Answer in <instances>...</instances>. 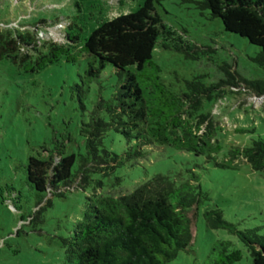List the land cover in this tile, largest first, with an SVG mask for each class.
I'll return each mask as SVG.
<instances>
[{
	"label": "trees",
	"instance_id": "16d2710c",
	"mask_svg": "<svg viewBox=\"0 0 264 264\" xmlns=\"http://www.w3.org/2000/svg\"><path fill=\"white\" fill-rule=\"evenodd\" d=\"M195 5L200 12L207 11L211 18L219 19L225 32L258 47L252 61L264 71V0H198ZM66 20L70 22L65 27L64 43L38 44L32 32L0 31V63L8 61L23 73L34 74L61 60L75 65L81 58L84 84L99 80L107 68L117 83L109 99L95 103L89 122L80 128L84 154L77 159L74 154L65 155L63 146L43 148L44 155L28 158L27 182L36 192L57 198H64L72 188L85 191L94 186L93 193L86 197L82 219L73 225L69 237L60 240L63 264H170L192 246L189 213L194 209L196 217L210 200L199 177L191 173L181 181L155 175L131 193L114 196L97 193L102 183L92 176L114 177L115 184L120 185L118 170L143 159L149 149L164 147L205 156L219 168L231 169L236 161H243L252 171L263 173L264 136L249 145L231 147L224 161H217L222 146L211 143V122L208 132L202 130L210 120V114L202 112L203 104L222 99L226 95L223 85H236V76L230 73L231 66L222 64L219 70L225 80L206 85L203 79L207 76L194 77L185 81V89L179 92L165 85L155 49L173 50L189 60L205 52L195 45L165 39L168 27L156 11L154 0H145L134 13L100 23L87 36L79 17ZM39 24L46 26L47 22ZM33 27L37 29L38 23ZM238 77L255 95H264V78L247 81ZM75 88L81 103L85 90ZM235 131L236 135L253 134L255 128ZM109 135H116L123 144L120 154L104 146ZM50 204L48 199L47 206ZM203 217L209 230L235 235L247 248L251 264H264V235L257 229L238 230L223 219L219 209L207 210ZM240 260L241 252L232 249L230 242L218 241L204 264H235Z\"/></svg>",
	"mask_w": 264,
	"mask_h": 264
},
{
	"label": "rangeland",
	"instance_id": "374dc122",
	"mask_svg": "<svg viewBox=\"0 0 264 264\" xmlns=\"http://www.w3.org/2000/svg\"><path fill=\"white\" fill-rule=\"evenodd\" d=\"M144 1L0 0V31L32 32L38 44L64 43L65 27L70 22L66 19L79 17L87 36L102 22L138 11ZM195 1L198 0H154V7L168 27L165 39L195 45L205 54L189 60L176 51L157 48L154 57L165 85L175 92L184 90L185 81L198 76H207L203 79L206 85L225 80L219 67L231 66L236 85H223L226 95L205 102L202 110L210 114L202 130L208 132L211 122V143L222 146L217 157L221 162L231 147L249 145L264 136V95H255L238 77L261 80L264 71L252 61L259 48L225 32L221 21L211 18L207 11L200 12ZM42 20L47 22L46 26L39 24ZM64 20L61 25H53ZM36 23L37 29L33 27ZM83 81L81 58L75 65L61 60L34 74H25L8 61L0 63V264H63L60 240L69 237L73 225L82 219L86 197L93 193L94 186L85 191L72 188L64 198L41 194L27 182L26 165L29 157L44 155L43 148L63 146L65 155L74 154L77 159L84 154L85 140L80 136V128L89 122L95 103L110 98L117 79L107 68L89 86ZM76 86L85 90L81 103ZM242 128H255V132L236 135L235 130ZM104 146L118 154L123 150L116 135H109ZM234 166L219 168L205 156L164 147L149 149L143 159L118 170L120 185L115 184L114 177L92 179L102 183L97 193L117 196L131 193L155 175L184 181L191 173L196 174L210 200L196 217L194 209L189 213L194 234L192 246L170 264H204L218 241L230 242L232 249L241 252V260L235 264H251L247 248L235 235L226 230H209L203 217L205 211L219 209L223 219L238 230L257 229L259 235H264V172L252 171L243 161H236ZM76 168L77 164L73 173Z\"/></svg>",
	"mask_w": 264,
	"mask_h": 264
}]
</instances>
